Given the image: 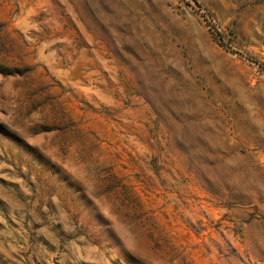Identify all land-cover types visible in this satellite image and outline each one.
Returning a JSON list of instances; mask_svg holds the SVG:
<instances>
[{
	"label": "rangeland",
	"instance_id": "374dc122",
	"mask_svg": "<svg viewBox=\"0 0 264 264\" xmlns=\"http://www.w3.org/2000/svg\"><path fill=\"white\" fill-rule=\"evenodd\" d=\"M0 264H264V0H0Z\"/></svg>",
	"mask_w": 264,
	"mask_h": 264
}]
</instances>
